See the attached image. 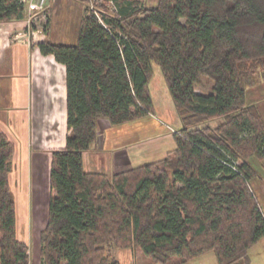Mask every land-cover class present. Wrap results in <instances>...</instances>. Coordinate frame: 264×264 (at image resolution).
<instances>
[{
    "label": "trees",
    "instance_id": "obj_1",
    "mask_svg": "<svg viewBox=\"0 0 264 264\" xmlns=\"http://www.w3.org/2000/svg\"><path fill=\"white\" fill-rule=\"evenodd\" d=\"M115 2L106 26L85 8L75 44L39 43L66 66L69 129L52 152L41 264H123L118 255L134 249L161 264L209 251L218 264H250L264 237L249 162L264 158V120L246 92L264 80V0ZM27 16L21 0H0V22ZM154 63L182 120L176 147L112 175L87 171L84 152L102 119L117 126L154 115ZM14 154L0 128V264H31L18 235Z\"/></svg>",
    "mask_w": 264,
    "mask_h": 264
},
{
    "label": "crops",
    "instance_id": "obj_2",
    "mask_svg": "<svg viewBox=\"0 0 264 264\" xmlns=\"http://www.w3.org/2000/svg\"><path fill=\"white\" fill-rule=\"evenodd\" d=\"M77 1L80 2L79 0H54L52 3L50 1L49 6L54 9L51 13L54 15L58 11L61 13L62 10L68 20L70 17L67 11L76 8ZM80 11L78 24L74 26L65 22L67 30L63 33L65 28H62V34L65 35L63 43H76L80 19L83 15V11ZM52 23L51 20L49 28ZM46 35L39 28H34V33L28 35L26 18L0 22V128L15 145L13 170L16 166L15 161L33 163L34 189L50 185L52 152L66 145L69 134L66 66L53 54L42 53L39 47L40 42L46 40L55 42L61 39H51ZM150 90L153 94L152 79ZM166 92L165 89L164 93ZM246 101L258 107L264 120V80L247 90ZM153 110L155 113L154 101ZM164 112L167 111L163 110V114ZM150 116L155 117V114ZM165 116L169 120H175L170 112ZM179 116L177 115L176 121H181L179 127H182ZM144 122L142 127L138 128L139 132L128 134L126 140L119 142L115 136L116 132L112 131L113 135L109 140L106 138V132L120 125L111 126L108 120L102 119L99 123L97 140L90 150L84 152L85 169L104 171L112 175L134 167L135 163L143 161L140 164H144L147 163L145 161L151 162L163 158L176 147V141L165 125L157 121L152 125ZM140 128L147 130L146 139L141 138ZM249 162L257 172L250 184L264 212V158L252 156ZM43 191L44 189L42 191L40 189L41 193L38 195L40 201L44 198ZM34 253L30 250L31 264H34L32 259ZM38 254L37 264H41V256L40 253Z\"/></svg>",
    "mask_w": 264,
    "mask_h": 264
},
{
    "label": "rangeland",
    "instance_id": "obj_3",
    "mask_svg": "<svg viewBox=\"0 0 264 264\" xmlns=\"http://www.w3.org/2000/svg\"><path fill=\"white\" fill-rule=\"evenodd\" d=\"M54 2V0H48V3L50 5ZM77 1V9L73 7L69 11H67L69 15V19L67 20V15L64 14L61 10L55 13L54 15L51 13V11L54 9L51 8L52 6H48V8L40 12L36 15L34 18V24L33 27L36 29L42 30V32L49 36L51 39H61L60 41H55L57 43H63L65 40L63 37L65 35L62 34V28L63 33H65L66 26L65 22L71 23L70 25L78 24V18L80 16V13L82 10L84 13L85 8H87V3L85 0H79ZM145 5L147 6H155L158 2V0H141ZM22 3V2H21ZM106 12L109 13V8L107 5L103 7ZM107 13V14H108ZM109 15H113L110 14ZM82 17V16H81ZM52 20V24L49 28L50 21ZM81 20V19H80ZM78 37V35H77ZM77 42V41H76ZM66 44V43H64ZM154 68V74L152 77V90H153V101L155 105V117H152L150 115H147L143 117L142 120H139L137 122H127L124 123L118 128L109 130L106 132V138L107 140L110 139V137L115 133V136L117 137V140L119 142H122L126 140V136L131 133L139 132V127H142V122L144 124L152 123L154 121H157V123L166 125L171 124L175 128H181L179 127L181 125V121L177 122V115L178 111L175 108V103L172 97V94L170 92L169 86L167 84L166 78L164 76L163 70L161 66L157 63L153 64ZM163 88V89H162ZM166 89V93H164ZM203 89L199 88L198 91ZM163 110L167 111L164 112ZM154 111V110H153ZM170 112V114H173L175 117V120H169L167 116V113ZM180 117V116H179ZM154 118L156 120H154ZM167 120V121H166ZM161 122V123H160ZM140 136L142 139L147 138V130L140 128ZM113 131V133H112ZM143 161L139 163H135V166H138L137 164L142 163ZM148 162V161H145ZM14 170L10 174V180L14 192V197L17 204V213H18V227H19V239L26 242L29 245L30 250L34 253L32 259L34 264H37V255L40 253L41 256V239L40 235L42 230L46 227L47 220H48V210H49V198L53 193V190L50 188V185L46 183L47 187L39 186L38 188L34 189V179H33V163L29 162H23L15 161ZM37 185H35L36 187ZM40 189H44L43 193V200L40 201L38 195L40 192ZM35 248V250H34ZM118 255V254H117ZM120 260L123 264H161L159 262L154 261L152 258L146 256L143 254V252L139 249H134L133 252L125 251L123 253H120L118 255ZM249 257H250V264H264V237L257 242L255 245H253L250 248L249 251ZM41 260V258H40ZM41 262V261H40ZM182 264H218V259L214 251H209L207 253H204L196 258H193L185 263Z\"/></svg>",
    "mask_w": 264,
    "mask_h": 264
},
{
    "label": "built area",
    "instance_id": "obj_4",
    "mask_svg": "<svg viewBox=\"0 0 264 264\" xmlns=\"http://www.w3.org/2000/svg\"><path fill=\"white\" fill-rule=\"evenodd\" d=\"M21 2L27 8V34L31 35L34 33V18L38 13L45 11L48 8L49 3L48 0H21ZM86 3L104 26H106V23L103 20V15L105 13L103 6L106 4L109 8V13L113 15H115L118 10L115 0H86ZM165 126L171 135L178 133V129L174 126L170 124H166Z\"/></svg>",
    "mask_w": 264,
    "mask_h": 264
},
{
    "label": "bare ground",
    "instance_id": "obj_5",
    "mask_svg": "<svg viewBox=\"0 0 264 264\" xmlns=\"http://www.w3.org/2000/svg\"><path fill=\"white\" fill-rule=\"evenodd\" d=\"M89 7V6H88ZM91 10V9H90ZM105 11V10H104ZM91 12H92V10H91ZM93 13V12H92ZM94 14V13H93ZM95 16V15H94ZM96 17V16H95ZM97 18V17H96Z\"/></svg>",
    "mask_w": 264,
    "mask_h": 264
}]
</instances>
